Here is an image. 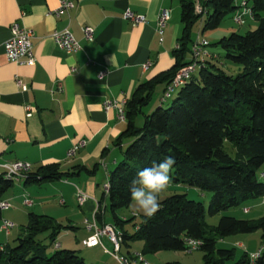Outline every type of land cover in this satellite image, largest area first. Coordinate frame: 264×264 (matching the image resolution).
<instances>
[{
	"label": "trees",
	"instance_id": "obj_1",
	"mask_svg": "<svg viewBox=\"0 0 264 264\" xmlns=\"http://www.w3.org/2000/svg\"><path fill=\"white\" fill-rule=\"evenodd\" d=\"M245 1L257 27L244 35L233 32L216 43L224 51L225 59L238 68L236 74L208 60L166 99H171L167 107L162 105L166 100L161 101L151 114L143 116L142 126L136 127L134 119L142 114L156 87H166L175 73L190 62L185 59L189 54L191 59L193 26L200 22L199 33L216 30L238 9L235 0H181V34L172 51L173 66L140 84L126 101V129L114 144L127 143L122 159L109 173V192L107 196L103 194L105 205L98 207L95 221L100 222L109 212L115 228L122 230V226L130 224L133 218L122 220L117 211L132 201L131 181L139 171L165 156L176 161L170 173L172 184L209 192L211 198L207 212L201 202L189 200L185 194L164 198L153 216L146 215L139 224L131 223V235L119 230L121 249L132 242H143L142 254L185 252L187 241L196 240L200 243L197 250L203 253L202 264H224L234 258V249L218 248V241L255 232L264 241V213L250 220L222 216L216 226L204 222L206 214L217 215L248 199L264 198V183L256 175L257 170H264V0ZM197 6L201 13L196 12ZM225 143L234 148V157L224 150ZM94 170L79 167L64 173L59 164H47L29 172L23 184L41 185L80 171L93 174ZM13 185L10 178L0 174V201ZM73 229L47 215L30 212L22 226L23 234L14 239V246L0 241V264H88L71 250L55 249L47 256L48 246L38 240L45 234L54 244L63 230ZM249 256L244 252L233 264H250ZM254 264H264V251Z\"/></svg>",
	"mask_w": 264,
	"mask_h": 264
},
{
	"label": "crops",
	"instance_id": "obj_2",
	"mask_svg": "<svg viewBox=\"0 0 264 264\" xmlns=\"http://www.w3.org/2000/svg\"><path fill=\"white\" fill-rule=\"evenodd\" d=\"M58 1L0 0V165L24 162L31 166V172L47 164H59V170L64 173L73 172L79 167L95 170L93 174L80 171L75 176L58 181L32 184L38 186L39 191L28 187L30 185L25 186L23 181L14 183L15 188L2 197V201L10 205L2 211V220L13 223V229L18 223L24 222L25 213L20 205L24 202V196L32 203L29 208L35 207L37 213L51 215L57 221L61 216L49 212L54 208L52 205L65 206L67 201L75 202L80 213L75 214L73 210L64 212L67 226L74 229L70 230L72 232L68 230L70 233L61 232L57 237L58 247L55 248H71L72 236L86 263L114 264L112 257L101 246L88 248L82 244L92 234L87 230L85 222H91L98 207L105 205L102 186L122 159L127 143L123 142L120 146L114 144L126 129L127 121L118 119L116 110L105 111L103 103L107 100L119 103L129 100L140 84L173 66L172 51L181 34V0H73L69 28L80 50L70 54L59 49L50 37L54 31L68 24L67 15L59 18L47 15L50 9L57 6ZM243 2L246 3L245 0H235V5L239 7ZM163 9L169 11V20L159 35L156 23ZM126 10L143 16L145 22L134 25L123 20L122 15ZM246 18L251 22V27L257 24L253 16ZM13 24L32 33L35 57L32 66H19L4 57L2 45L10 38V27ZM86 26L94 30L92 41L84 38L82 29ZM221 35L222 38L226 37L220 33L217 39ZM208 48L212 54L210 62L218 66V47ZM189 60L190 54L185 62ZM147 61L151 66L144 71L142 66ZM237 70L234 68L235 72ZM102 72L104 75L101 77ZM17 80L26 86L25 91L17 87ZM58 84L61 91L56 88ZM156 89L162 96L165 85L161 84ZM27 107L30 108L29 117ZM82 142L84 145L68 157V151ZM76 190L88 197L82 206L76 202ZM243 210H247L243 212L248 214L247 208ZM3 212L6 214L3 215ZM107 213L100 222L96 221L97 226L112 224V220H107ZM119 217L122 220L129 219ZM78 224L81 230L77 228ZM130 226L131 223L122 226V230L116 229L131 235L133 230ZM20 234L19 230L16 235ZM10 235L6 236L0 231L3 245L10 246ZM248 240L246 237V240L236 239L234 242L242 247ZM220 241L231 243L228 239ZM101 242L106 250L111 248L106 237ZM143 247V242H132L121 250L124 255L134 252L142 254ZM256 248L247 254L256 253ZM243 249H246L245 246ZM142 256L150 264H181L180 254L173 251Z\"/></svg>",
	"mask_w": 264,
	"mask_h": 264
},
{
	"label": "built area",
	"instance_id": "obj_3",
	"mask_svg": "<svg viewBox=\"0 0 264 264\" xmlns=\"http://www.w3.org/2000/svg\"><path fill=\"white\" fill-rule=\"evenodd\" d=\"M74 8L73 0H59L57 6L54 9H50L47 12V15L52 16L54 18H59L62 15L68 16V24L61 30L54 31L51 34V39L54 44L65 53H76L80 50V45L78 41L73 37L69 24L71 22L70 11ZM196 12L201 13V9L197 6ZM252 16L251 9L246 3H241L238 9L233 13L232 20L236 24H243L244 18ZM123 20L129 21L134 25L141 24L145 22V18L141 15H136L129 10L124 11ZM169 20V11L163 9L160 11L157 17L156 23V31L159 35L162 34V29L165 23ZM84 38L87 41H92L94 30L91 27H83L82 29ZM200 33L198 34L196 40L193 41L191 45V59L190 62L181 67L174 75L171 82L165 87V90L162 95L161 101L168 99L178 88L182 87L186 82H188L193 75L207 62L212 56L208 50L209 43L200 38ZM32 33L26 29L21 28L18 24H13L10 27V38L2 45L4 57L7 61L17 64L19 66H32L35 63V57L33 54L32 47ZM177 47V46H176ZM151 66L150 62H146L143 64V70L146 71ZM104 73L102 72L100 76L102 77ZM17 87L22 90H26V86L19 80L16 81ZM58 91H61L60 85H56ZM126 101L117 102L115 100H107L103 103V109L105 111L116 110L117 117L120 120H125V107ZM28 113L27 116H30V108H26ZM84 143H80L77 146L73 147L68 151L67 156H72L76 150L83 146ZM2 172L5 174L7 178H10L14 183H19L23 181L24 177L31 172V166L28 163L24 162H13L8 164L0 165ZM102 190L105 196L108 195L109 192V183L108 181L103 184ZM87 195L80 190H76V202L79 206H82L84 202L87 200ZM25 206L30 207L32 205L31 201L24 196ZM10 207L9 203L5 201H0V210L4 211ZM247 212V210H244ZM87 230L92 234L84 241L82 244L88 248L101 246L102 249L108 253L114 264H150L147 262L141 253L134 252L130 255V257L121 253V244H122V234L119 230H117L111 224H104L103 226H97V223L94 219V215L91 222H85ZM13 223L2 220L0 224V231L4 233V235L8 236L13 229ZM106 237L110 244L112 245V251H108L102 245L101 239ZM188 240L186 243V253H191L196 251L198 246L200 245L199 241L197 243H191ZM196 241V240H194ZM55 247H58V244H54ZM264 245V244H263ZM256 253L249 256L250 264H254V262L261 256L262 251H264V246Z\"/></svg>",
	"mask_w": 264,
	"mask_h": 264
},
{
	"label": "rangeland",
	"instance_id": "obj_4",
	"mask_svg": "<svg viewBox=\"0 0 264 264\" xmlns=\"http://www.w3.org/2000/svg\"><path fill=\"white\" fill-rule=\"evenodd\" d=\"M246 19L247 18H244V21H243L244 23L240 25V24H236L235 22H233L232 18H230V16H229L221 23V25L219 26L218 29L210 30V31H202L199 35L201 39L206 40L211 45V46H209L210 48L218 47V49H216L217 51H219V54H220L219 59H218L220 64L218 66L230 74H236L237 71L235 72L234 68H237V67L225 59L224 51L221 49V47L216 45V43H218V41L222 38L223 35H221L218 39H217V36L220 33L224 34V36H229L233 32L240 34V35H244L247 32L254 30L257 27V24L254 27H251V22L248 19L247 20ZM245 21H246V23H245ZM225 29L227 31L222 32ZM199 32H200V22H197L191 30V37H192L193 41L196 40ZM161 99L162 98H161V95L159 93V90L156 89L154 91L149 103L142 109V114L138 115L134 119L136 127L142 126L143 116L151 114L161 104ZM170 103H171V99L166 100L164 103H162V105L164 107H167ZM224 150L230 156L234 157L235 151H234V148L230 144L225 143ZM256 175H257L258 180L260 182L264 183V170L262 168L257 170ZM16 185H18V184H16ZM28 187H33V189H35L36 191H39L38 190L39 188L36 185H30ZM14 188H15V185L13 186V188H11L10 191H12ZM34 194H35V192L32 193L33 196L36 195V194L35 195ZM172 194H185L189 200L201 202L203 204V206L205 207V210L207 212L208 204H209V201L211 198V194L209 192H199L198 190L187 187L185 185L177 186L176 184L170 183L169 186L167 187V189L159 194L158 201H161L164 198H166ZM32 200H35V199H32ZM33 202H37V201H33ZM20 205H21V208L23 209V211L25 213L24 214L25 220H24V222L18 223L17 225H15V228L13 230H11V232H10L11 235H10V237H8V243L10 246L15 245L14 239L16 237H18L16 234L18 233L19 230L21 231L20 236L23 234L22 226H25L27 223L28 213L34 212L35 214H41V213H37L38 211H35L36 210L35 207L29 208L27 206H24L22 204V202L20 203ZM52 207H54V208L50 209L49 212H51V214L53 213L57 217L61 216L59 221H57L51 215H47V216L55 219L58 223H60L63 226H67L66 219H64V216H65L64 212H68L70 210H73L75 212V214H77L76 212L80 213L79 207L76 205L75 202H72V201H67V204L65 206H53L52 205ZM243 208L248 209V214H245L243 212L244 211ZM10 210H12V209H10ZM263 213H264V199L254 198V199H248V200L240 203L236 207L228 208L227 210H225V211H223L217 215L209 216L208 214H206L204 222L208 226H216L218 224L219 219L222 216L233 217V218L240 219V220H250V219H257V218L261 217L263 215ZM4 214H6V213L3 212V215ZM42 214L44 215L45 213H42ZM117 215L125 216V217H128L129 219L133 218L131 221V223H133V224H139L142 221V219L146 216L145 214H143L141 211L138 210V207L133 200L131 201V203L129 204L128 207L118 210ZM62 216H63V218H62ZM68 218L71 219L73 222H76L71 217H68ZM107 220H112L110 213H107ZM77 228L79 230L82 229L80 224H78ZM128 228H130V227H128ZM66 231L68 232V230H63L62 231L63 234ZM70 232H72V231H70ZM70 232H68V233H70ZM238 236H239L238 238H233V236H231V237H227L224 239V240L228 239V241L231 243H222L221 241L217 242L218 248L234 249V258L230 261H226L224 264H233L236 260H238V258L244 252H246V253L250 252V250H253V248L255 246L257 248L254 250H258L264 244V241H262L260 238L259 232H255L252 234H246V235H238ZM246 237L249 239L248 243L247 242L243 243L242 247H239L238 243L234 242V241H236V239H240V240L245 239L246 240ZM70 239H71L72 244H73L72 247L71 248H64V249L75 251L76 254L80 256V252L77 249L78 247L76 245L77 243L75 242L74 237L70 236ZM38 240H41V242H43L44 244H46L48 246L47 251H46L47 256L50 255L55 249H57V248H55L54 244L59 242V238H57L54 244H50V242L46 238L45 234L40 235L38 237ZM70 246L71 245H69V247ZM244 246L246 249H243ZM107 250L112 251V245H111V248H107ZM177 253L180 254L181 264H202L203 253L199 250L193 251L192 254H190V253L187 254L184 251H180Z\"/></svg>",
	"mask_w": 264,
	"mask_h": 264
},
{
	"label": "clouds",
	"instance_id": "obj_5",
	"mask_svg": "<svg viewBox=\"0 0 264 264\" xmlns=\"http://www.w3.org/2000/svg\"><path fill=\"white\" fill-rule=\"evenodd\" d=\"M176 161L172 156H165L158 163L139 171L129 185L130 198L138 210L151 217L160 209L158 196L171 183V170ZM197 243V241H190Z\"/></svg>",
	"mask_w": 264,
	"mask_h": 264
}]
</instances>
